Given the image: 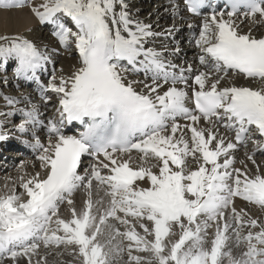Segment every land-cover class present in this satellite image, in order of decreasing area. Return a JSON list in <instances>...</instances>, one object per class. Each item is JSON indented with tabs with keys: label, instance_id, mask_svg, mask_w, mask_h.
Masks as SVG:
<instances>
[{
	"label": "snow or ice",
	"instance_id": "1",
	"mask_svg": "<svg viewBox=\"0 0 264 264\" xmlns=\"http://www.w3.org/2000/svg\"><path fill=\"white\" fill-rule=\"evenodd\" d=\"M170 3L175 17L180 0ZM24 9L77 64L49 72L58 49L0 35L3 83L11 64L18 90L35 85L45 108L55 100L45 122L30 94L0 92V141L12 124L39 161L35 174L22 162L18 184L0 193V264H49L61 246L73 264H264V222L235 206L264 212L260 166L235 167L249 141L264 152V34L241 27L264 24V0H183L200 19L188 25L198 67L179 72L149 46L165 33L133 18L127 0H0V12ZM245 155L255 165V152Z\"/></svg>",
	"mask_w": 264,
	"mask_h": 264
},
{
	"label": "bare ground",
	"instance_id": "2",
	"mask_svg": "<svg viewBox=\"0 0 264 264\" xmlns=\"http://www.w3.org/2000/svg\"><path fill=\"white\" fill-rule=\"evenodd\" d=\"M127 2L129 3V10H130V13H131L133 18L139 19L140 21H142L145 24L152 25V30L154 32L165 33V35L163 36L165 38L162 39V38H160V36L155 38L154 43L149 45L151 47L160 46L159 48H156V49H161V48H163V47H161V45L163 46L164 44H170L171 41L166 39V38H168L166 36H173V34L175 33V31L178 28L182 29L179 32L180 39H178L183 43L181 45L182 51H185L184 56H185L187 61H189V62L193 61L194 62L192 64L193 69L197 68L196 64H198V62L195 60L197 50L194 48V46L192 44H191L192 48L189 45H186V43H188L190 41L189 39L191 38V35L189 34L188 26L185 23V21L187 19H186V16L184 14V11L182 10V7H181V10L174 17L170 11L171 6H172L170 3V0H127ZM199 24L195 23V26H198ZM249 25L253 29V35L260 36V35L264 34V24H251L250 21L246 20L241 25V27L246 32V31H248ZM29 28L33 29V31L31 33H29L27 31V29H29ZM168 29L173 30L171 34L167 33L166 30H168ZM6 33L7 34L22 33L24 35H27L29 39L36 42L38 46L47 45L50 51L52 49H58V54L57 53L52 54L53 55V64H50L48 66L52 67V68L54 66L55 69H57V70L63 69L64 74L70 73L71 70L73 69V66L77 64V58H76V55H74V53L76 54V52L72 51L70 53H67V52H64L63 49H60L55 37H53L50 34V32L48 31L47 28H42L37 23L35 18L31 16V14L29 13V11L27 9L16 10V11H11V12H0V35L6 34ZM71 55H73V57ZM175 55H177V54H175ZM167 56H168V58H172L170 55H167ZM179 65H181V62H179ZM186 67H187V65H183V68H186ZM200 70H203V69L201 68ZM60 74L61 73L59 71H57V75L59 76ZM7 75H9V73H7ZM2 77H3V75L0 74V91H2V93L4 95L19 97L22 93L23 94H29L26 92L27 88H25V87H20L19 90L15 91L14 89H12V86L9 82L6 86H4V83H2V81H3ZM10 78H12V76H10ZM138 78L142 79L143 76L141 75ZM235 83L237 85L250 86L253 88L257 87L256 84H249L247 81H244V80H237V81H235ZM165 87H167V85ZM34 102L38 104L39 101L34 100ZM3 104H4L3 100L0 99V111L4 110ZM38 105L40 106L42 113L45 114L46 111H49V107L45 108L44 105L40 104V103ZM20 107H23V105H20ZM49 115L50 114H48V116ZM16 118H17V122H19L20 118L19 117H16ZM0 119H2V117H0ZM6 130L10 134L11 131H13V128H11V126H9V124H8ZM220 131L223 132L224 130L221 129ZM226 135L228 136V134H226ZM41 140H43V139H41ZM42 143L46 144L47 139L45 138ZM246 152L249 153L247 150H244V149H239L236 152V154H235L236 155L235 167L243 168L244 165L240 164L239 161L244 160L245 164L247 165V168L252 173H254L256 171V165H259L260 166V172L262 174H264V157L254 158V160H255V165H254L251 161L247 160V156L245 155ZM14 157L16 158L17 154ZM22 162L24 165L23 170L25 172H27L28 174H35V172L39 170V161H37L35 159V157H30V158H26V159H25V157H23V159L20 158V159L12 160L10 168H7L5 172L0 174V178L2 179V182H0V193H2L4 191L3 186L5 183L8 184L9 188H11L14 183L18 184V178L21 175L20 165ZM138 163H139L138 160L135 161L133 163V167H136ZM33 165H35V167H33ZM16 169L18 172L14 173L13 176L10 177L9 180H7V178H8L7 176H4V177L1 176L5 173H8L9 171H12V170L16 171ZM17 191L18 192L22 191V189H20L17 186ZM103 195L104 194L102 191L99 194H97L95 192V189H94V195H93L94 200L99 199L100 197H103ZM73 198L75 201L76 210L79 211L83 206V202L85 199V192L83 190H79L74 194ZM104 199L106 201L107 197H104ZM62 206L63 205H61V207ZM235 206L237 208V211H239L241 209H245L246 211H248V213H250L252 210H258L256 213V218H258L260 221L264 222V212H262L259 208L254 207L252 205H248L246 202H244V201L241 202L239 200H236ZM60 214H61L62 218L69 219L71 214H70V211L68 210V206H66V208L64 210L60 209ZM55 251L60 252L62 254L60 256H56L55 252H54L52 255H49L47 257L49 264H53V262H55V264H61V262H63V264H69L70 255L68 254V252L64 251L63 246H61L60 249H56ZM41 252L43 254V250H41ZM21 264H24V262L22 261Z\"/></svg>",
	"mask_w": 264,
	"mask_h": 264
},
{
	"label": "rangeland",
	"instance_id": "3",
	"mask_svg": "<svg viewBox=\"0 0 264 264\" xmlns=\"http://www.w3.org/2000/svg\"><path fill=\"white\" fill-rule=\"evenodd\" d=\"M168 23V22H167ZM72 57H73V55H71ZM14 164V163H13ZM9 171V170H8ZM11 172V173H10ZM18 171H17V169H16V171L15 170H12V171H9L8 173H5V174H3V175H1V176H7L8 178H10V177H12L13 176V174L14 173H17ZM11 174V175H10ZM7 180H9V179H7ZM0 182H2V179L0 178ZM74 199V198H73ZM66 204H64L60 209H65L66 208ZM257 211L258 210H252L250 213H249V215L250 216H252L253 218H256V213H257ZM141 255H145V254H141ZM69 264H73V257L70 255V260H69Z\"/></svg>",
	"mask_w": 264,
	"mask_h": 264
}]
</instances>
